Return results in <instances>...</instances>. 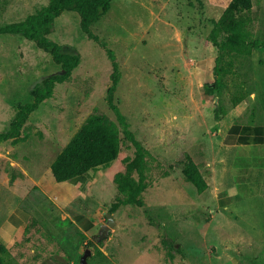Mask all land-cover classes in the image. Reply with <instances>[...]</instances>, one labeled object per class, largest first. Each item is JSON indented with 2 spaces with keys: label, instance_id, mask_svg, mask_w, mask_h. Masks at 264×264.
Returning <instances> with one entry per match:
<instances>
[{
  "label": "rangeland",
  "instance_id": "374dc122",
  "mask_svg": "<svg viewBox=\"0 0 264 264\" xmlns=\"http://www.w3.org/2000/svg\"><path fill=\"white\" fill-rule=\"evenodd\" d=\"M50 1L0 0V27L23 20ZM229 2L112 0L108 12L91 26L119 60L121 78L114 100L129 129L144 148L156 145V158L147 157L146 161L147 174L152 178L170 173L174 165L159 162V148L166 152L174 144L179 151L177 138L206 136L236 105L243 104L247 118L264 122V0H253L250 12L257 41L252 55L236 58L234 72L221 78L219 93L208 91L215 81L218 51L206 40L213 21ZM50 36L63 51L77 55L78 64L65 82L56 85L53 97L29 116L19 142L0 143V172L14 168L8 159L10 148V153H18L22 164L26 150L34 148L39 137L43 141L60 137L59 146H51L48 153L47 160L52 159L90 114L104 115L118 124L107 104L110 62L104 50L80 30L77 13L66 11L57 17ZM62 72L50 55L22 35L0 34V132L9 128L19 104L33 100L34 90L41 88L45 78ZM118 137L120 152L115 162L89 182L88 189L73 197L78 199L79 211L96 217V229L86 244L78 245L77 231L64 228L58 220L53 230L36 208V236L24 242L27 247L22 251L10 249L14 257L7 256L5 264H39L56 254L66 258L69 247L77 250L68 259L72 264H82L86 249L90 254L85 264H264V186L258 197L231 204L224 211V217L231 221H222L223 225L203 210L192 212L191 217L187 211L162 205L160 188L146 199L148 208L127 204L110 212L112 204L124 198L114 177L126 172V157L135 156L134 147L121 130ZM177 162L183 165L185 157ZM132 176L138 177L136 171ZM68 183L72 180H67L66 186ZM178 187L192 192L191 197L198 200V192L186 180L178 181ZM67 193L66 199L71 198L73 194ZM71 206L66 204V209L74 210ZM108 213L115 224L110 234L99 240V229ZM175 217L181 218L183 228ZM80 240L82 243L81 234Z\"/></svg>",
  "mask_w": 264,
  "mask_h": 264
},
{
  "label": "crops",
  "instance_id": "0c3cea01",
  "mask_svg": "<svg viewBox=\"0 0 264 264\" xmlns=\"http://www.w3.org/2000/svg\"><path fill=\"white\" fill-rule=\"evenodd\" d=\"M192 130L196 131V128ZM194 131L190 133L193 134ZM177 139L181 147L179 151L174 144L170 151L165 152L159 148L158 155L161 156L160 159L157 157L159 162L162 165L174 164L173 169L164 176L159 174L152 178L147 174L150 184L142 194L144 207L148 208L146 199L156 194L153 190L160 188L161 196L164 198L161 201L162 205L187 211L188 215L196 210H203L216 219V222L221 220L222 224V221H231L224 217V211L229 210L231 204L249 201L262 193L264 122L247 118L243 104L232 108L217 122L216 128L208 130L206 136L191 138L181 136ZM45 140L39 137V143L34 148L26 150L28 154L23 155L26 160L22 164L18 162V153L16 151L10 153L12 149L10 148L8 159L14 168L12 171L3 169L0 172V184L9 190L6 203L0 208V242L9 251L6 257H14L10 249L15 247L22 251L27 247L24 242L36 236L39 229L38 218L34 217L36 208L40 211L38 213L41 219L51 223L53 230H56L54 227L57 220L64 228H74L78 233V245L86 244L87 237L96 229V222L93 220L96 217L79 211L78 199L73 198L77 196V192L88 189L89 182L94 180L95 171L70 179L72 183H68V186L66 181L52 182L50 165L64 147L52 159L47 160L48 153L52 151L51 146H59L61 139L49 137ZM7 142L11 143L12 140L0 143ZM145 148L156 158V145L148 144ZM185 154L191 157L208 184L204 192L198 193V200L191 197L192 192L187 193L178 187V181L185 178L182 174L183 165L177 161ZM5 155L7 156V152ZM66 191L67 195L73 194L71 198L66 199ZM35 199H38L39 203H35ZM68 203L72 204L71 207L75 211L66 209ZM174 221L178 225L182 223L178 217H175ZM76 251L69 247V250H66V258L56 254L54 257L41 260L39 264H72L73 261L68 259L75 255ZM14 262L18 264L17 261Z\"/></svg>",
  "mask_w": 264,
  "mask_h": 264
},
{
  "label": "trees",
  "instance_id": "16d2710c",
  "mask_svg": "<svg viewBox=\"0 0 264 264\" xmlns=\"http://www.w3.org/2000/svg\"><path fill=\"white\" fill-rule=\"evenodd\" d=\"M111 1L51 0L40 11L27 15L21 21L0 27V34L22 35L25 40L33 42L39 50L50 55L52 61L63 70L61 74L45 78L41 88L34 90L31 102L18 105L9 128L0 132V142L12 140V143H18L21 130L29 116L45 100L53 97L56 85L65 82L77 66L78 56L63 51L62 46L50 36L57 17L66 11L77 13L80 30L104 50L110 62L111 84L107 88V104L113 111L118 126L104 115H88L81 128L51 163L50 172L54 182L67 181L76 176L88 174L90 171H95V179L99 178L117 159L120 152L118 135L121 130L134 147L135 156L133 159L126 157V172L114 177L117 189L124 195L123 199H119L110 207V212H114L121 205L134 204L138 207L144 205L142 194L150 184L146 161L151 155L129 129L125 115L114 100V94L121 78L119 60L114 51L107 47V44L91 29V26L108 12ZM252 6L253 0H230L220 17L213 21V27L206 40L218 51L213 69L215 81L208 88L212 95L219 93L221 78L234 72L236 58L251 56L257 46L252 32L253 19L250 14ZM215 118H217L216 111ZM184 157L182 174L200 194L207 189L208 184L191 157L188 154ZM134 171L138 175L137 178L132 176ZM162 174L167 175L169 171ZM8 191V188L0 184V208L6 203ZM7 253V248L0 243V264H5Z\"/></svg>",
  "mask_w": 264,
  "mask_h": 264
},
{
  "label": "water",
  "instance_id": "95a60500",
  "mask_svg": "<svg viewBox=\"0 0 264 264\" xmlns=\"http://www.w3.org/2000/svg\"><path fill=\"white\" fill-rule=\"evenodd\" d=\"M115 224V220L112 217L111 214H106V221L104 224L101 225L100 231H99V236L98 239L101 240L103 239L106 235H108L109 232H111V229L113 228ZM90 254V249H86L85 253L83 254L81 258V263L85 264L86 257Z\"/></svg>",
  "mask_w": 264,
  "mask_h": 264
}]
</instances>
